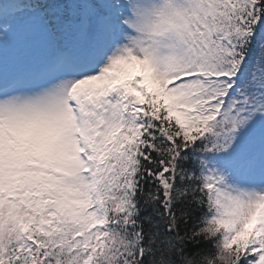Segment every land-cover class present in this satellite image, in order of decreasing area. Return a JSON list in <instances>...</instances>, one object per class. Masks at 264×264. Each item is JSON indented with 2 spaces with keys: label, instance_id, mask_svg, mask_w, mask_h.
<instances>
[{
  "label": "snow or ice",
  "instance_id": "obj_1",
  "mask_svg": "<svg viewBox=\"0 0 264 264\" xmlns=\"http://www.w3.org/2000/svg\"><path fill=\"white\" fill-rule=\"evenodd\" d=\"M0 264H264V0H0Z\"/></svg>",
  "mask_w": 264,
  "mask_h": 264
}]
</instances>
